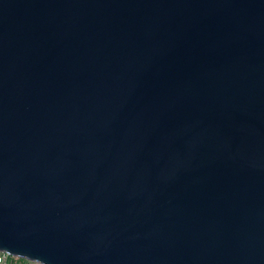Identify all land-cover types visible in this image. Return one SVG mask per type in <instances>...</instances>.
Listing matches in <instances>:
<instances>
[{"label":"water","instance_id":"1","mask_svg":"<svg viewBox=\"0 0 264 264\" xmlns=\"http://www.w3.org/2000/svg\"><path fill=\"white\" fill-rule=\"evenodd\" d=\"M0 251L264 264V0H0Z\"/></svg>","mask_w":264,"mask_h":264},{"label":"built area","instance_id":"2","mask_svg":"<svg viewBox=\"0 0 264 264\" xmlns=\"http://www.w3.org/2000/svg\"><path fill=\"white\" fill-rule=\"evenodd\" d=\"M17 259H18L17 257L11 256L5 252L0 251V264H17V262L15 261ZM25 264H41V263L26 260Z\"/></svg>","mask_w":264,"mask_h":264},{"label":"trees","instance_id":"3","mask_svg":"<svg viewBox=\"0 0 264 264\" xmlns=\"http://www.w3.org/2000/svg\"><path fill=\"white\" fill-rule=\"evenodd\" d=\"M17 262V264H25L26 260L22 259V258H18L17 260H15ZM21 261H23V263H21Z\"/></svg>","mask_w":264,"mask_h":264},{"label":"snow or ice","instance_id":"4","mask_svg":"<svg viewBox=\"0 0 264 264\" xmlns=\"http://www.w3.org/2000/svg\"><path fill=\"white\" fill-rule=\"evenodd\" d=\"M13 251H14V250H13ZM36 259H38V258H35V257L32 258V260H36Z\"/></svg>","mask_w":264,"mask_h":264},{"label":"rangeland","instance_id":"5","mask_svg":"<svg viewBox=\"0 0 264 264\" xmlns=\"http://www.w3.org/2000/svg\"><path fill=\"white\" fill-rule=\"evenodd\" d=\"M21 263H23V261H21Z\"/></svg>","mask_w":264,"mask_h":264}]
</instances>
